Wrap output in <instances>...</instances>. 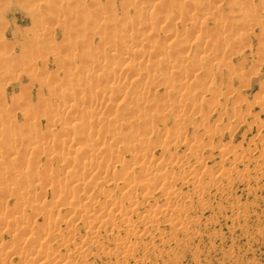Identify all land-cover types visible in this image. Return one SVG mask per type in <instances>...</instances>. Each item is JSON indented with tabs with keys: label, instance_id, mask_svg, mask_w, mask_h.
<instances>
[{
	"label": "bare ground",
	"instance_id": "6f19581e",
	"mask_svg": "<svg viewBox=\"0 0 264 264\" xmlns=\"http://www.w3.org/2000/svg\"><path fill=\"white\" fill-rule=\"evenodd\" d=\"M49 1L53 2L54 0H49ZM70 1L72 2V0H70ZM110 1L112 2V0H110ZM139 1H141V0H123V2H122V6H123L124 11H125L124 15H126V12L130 8V6H133L139 10V15H136V17H132L129 20H128V18H126V23L131 25L130 28L126 29L124 27L126 25V24H124L125 20L122 21V19H117V20L114 19L112 24H111L112 25V33L111 32L107 33L106 31L101 30L99 28L100 26L97 27L95 25L96 19L97 18L99 19L98 15H96V17L91 15V16H93V19L90 16L89 17L92 19V22L94 23L95 27L94 26L90 27L87 30L86 35L79 34L82 37H79V35H78V33H80V32L82 33V31L85 30L84 27H86V25H81V23H80V26H78L76 28L74 27V28H75V30H78V29H81V27H82L83 30L81 29L82 31L80 30V32L76 33V35L74 34L75 32L73 34H71L73 36L75 35L74 37L73 36L71 37L70 33H67L69 36L68 37L69 41H70V38H71V41H72V39H74V41L72 42V45L74 44V46H76L75 41H78L79 39L81 41V38L85 37V40L87 38L89 39V40L87 39L88 41L86 40V43L81 41L82 46L85 49H83V48L77 49V47H73V46L71 47V43L69 44L70 45V51H72L73 53H76V54L78 53L80 55V53L85 52V53L80 55L82 57V60L86 59L90 49H93V51H94V49H96V51H97V52L95 51V54L93 52V56L96 55L95 60L91 59L90 56L88 55L87 59L82 61V66H83L82 70H84L83 73H87V72H85V68H84L85 65H83L84 61H85L84 64L88 63V65L90 64V66L94 65L93 67H91V68H93V70H95V69L100 70V67L95 68L96 65L97 66L100 65V66H103V68H105L104 62H106V58H107L106 55H108L111 60L118 61L119 63H121V65H122V63L123 64L128 63V65H126V67H125L126 72H125V70H124V72H121V71H119V69L117 70L119 72H116L115 70L111 69L112 71H109L105 75H104V71L101 73L98 72L97 74L91 73L90 75H87V77L84 76V77H86V78H84L85 79V85H83L84 79H82V81H80L79 83L76 84L73 80L76 79L77 76L81 75L80 73H82V70H81L82 67H80L78 64H77L78 66H76V63L73 62L75 59L70 61L72 58L71 59L69 58L70 60H68L66 58L67 61L73 62L74 63L73 65H75L74 67H76V68H74L72 71L71 67L73 65L70 66L66 62V65L68 67L70 66V68H68L69 70L67 71L68 74H69L70 70L72 72L70 71L71 72L70 75H65V78H68V76H70V78H72V79H69L68 82L70 83V81H71V83L73 82L76 85L73 84L74 86H72V87L70 86L69 88L63 87L64 89L66 88L65 90L68 89L67 91H64L65 94H63V92H62L64 89L59 88L61 90V92L57 91L58 89L56 90V88L58 86L56 87L55 85H51V83H47L44 80L43 81L40 80V77H41L40 73H42V72H40L37 76H33V79L31 78L32 81L39 82L40 88L46 87L47 91L51 92L52 95L55 92V96L56 95L59 96L57 98L59 100H57L55 103L50 102L49 104H47L49 100H47V97H45L42 94V96H40L39 100L41 101V104L42 103L43 104H42V106L41 105L40 106L43 108L44 103H46L47 108H49V110L51 112H53V115L47 108H46V111H44V112L39 109V113L41 111L40 115L41 114L43 116L49 115L48 117H50V115H52L50 119L47 118V116H46L47 127H45V129L48 130V128H53L56 125H60L59 127L61 130H59L57 128L59 130L58 132H56L57 138L56 139L48 138L49 140L47 141V139L44 138L45 136L43 137V132L40 133L39 129L37 131L36 130L37 128L36 129L32 128L33 123H31V122L39 121L37 119V116H39V114L37 115V113H36L38 106L36 108L33 106V109H32L31 107L33 104H31V105L29 104L30 106L29 105L27 106L24 103V105H26L27 107L25 106L26 108L25 107L22 108L23 103L21 104V108L26 109L23 111V115L25 117L24 120L26 121V124L27 123L30 124V127L28 128L27 125H24V126H27V128L26 129L23 128V130H22L23 126L20 127L19 125H17V127L18 126L20 127L19 130L22 132V133H20V134L18 133V134H19V136H21V134H23L22 135L23 139L26 138L25 134H27L29 136V138L30 139L32 138L33 140L31 139L32 141H29V139H27L28 138L27 137L26 139L29 141V142H27V145L21 143V140L18 139L19 136H17V134H16L18 129L15 130V128H14V130L16 131L14 133V135L16 134L15 136H17V139L22 144L20 146L24 145L23 149L22 150L20 148L14 149V147H16V144L13 143L14 141H11L12 143L10 145V146L15 145V146H13V149H14L13 151H8L7 153H3L2 150L0 149V151H1L0 156L1 157L4 156V158L8 157V160H7L8 162L5 161V159L3 158L4 161L9 163V164H12L11 167L5 171L6 173L0 174V180H2V179L4 180L3 184H5V180H8L9 182H11V184L8 182L9 184L5 185V187L2 186V188H5V190L2 188H0V189L3 190L5 192L4 194H6V195H12L14 193H15L14 196L17 195V197H15V198H17V201L15 202V200H14L15 203L13 202L14 205L11 207L6 206L7 208H4L3 211H1V209H2L1 206H2L3 202L0 203V264H12V261L10 263H9V261L13 257H16L15 260H19L18 262H20V263L25 262L28 264H87L88 254H89V252H92V251L102 253L104 255L109 256L110 258H111V256H113V257H115V259H123L122 261H124V263L126 262L127 264H136V263H138L139 260L143 259V258H141L142 254H141L140 258H138L139 255L136 257V254L138 252H140L142 249L147 248L148 243L144 240L145 243L143 242L144 244H141L140 241L143 239H141V240L136 239L134 241L133 238H140L141 236H146V235L149 239L160 238V237H162L161 236L162 234L166 233V232H163L164 228H166V227L169 228V230H173V231H177V230H179V231L183 230L184 231L190 222L189 220L191 217L188 216V211H189L190 206L192 205V202L194 200L200 202L199 200L201 199V195L203 193L207 192L206 190H208L210 187H212L216 183L218 184V182L205 183L206 181L204 182L203 180L200 179V177H199L200 175L213 177L216 174L215 172H217V175L220 177V178H218L219 180L225 179V180H227V182H229V179H230L229 177L231 175H226V174H229V173H227L228 170L226 171V168H223V167L218 168V166H217L216 170L215 169L211 170L210 168H207V166L205 165V161H204L205 159L201 155L197 156L201 152V150L203 149L202 147H204L206 145L205 143L203 144L202 141H199L198 137H200L201 134L206 135V136L209 134L211 135L212 129H213L212 127H214V126L209 125L210 129L212 128L211 130L208 128L207 116H208L209 112L207 114H204L206 111L204 112L202 110L204 112V113H202L200 111L201 109L199 110V107L201 108L202 106L199 105V102L197 103V101L195 100L196 98L193 99V97L190 95L192 97L191 98L189 96V94L187 93V89H185L186 93H185V91H181V90H182V88H185V87H192L191 85L189 86L188 83H190L192 81V79L197 76V71H199V70L195 69L192 71L191 70L186 71V69H184V73H182L183 77H180L178 80H176L175 78H173L171 76L174 73L177 74V71H175V70H177V68H179V64L182 63L181 66H183V62H186L189 59L193 61V59L197 58L200 61L201 60H208L210 62L213 61V63L215 61L216 64H218L217 67H219V65L227 66L228 65L227 63L229 61V60L227 61V59H228L227 57H229L228 55L230 53L237 54L238 52H240L239 50H237L238 52L235 53V51H236V50H234L235 48L232 49V51H234V52H232L230 47L226 48V46H224V47L220 46V48H217L216 45L215 46L210 45L207 48V50L209 52L213 53V55L209 56V55L204 54V52H203L205 44L200 45L199 44L200 42H197V39L192 40V41H190V39L192 36H195V38H200V39L201 38L204 39L207 37L213 38L216 36L217 38L223 39L221 41H225L228 39V37H230L229 36L231 34L230 31H232V29L234 27L232 28V25H230L231 23L230 24L228 23V25L230 26L229 27L228 25H226L227 23L225 21H223L225 19L224 17H226L225 14H220V16L224 15V17H223L224 19L220 20V19H216L218 16L213 13L214 14L213 16L215 18V20H214L215 23H213V24H215L216 28L218 27V28L222 29V28H225L226 26L229 28L224 29L222 31L221 30L218 31V28H217L216 30L218 32L216 30H213V28H212V30L209 29V31H207L208 29L206 30L208 13H210L211 11L215 12L216 10H217V12L221 11V9H220L221 6L219 5L220 3L217 4V2H210V3L201 2V5H200V3H198V1H196L198 4H195L196 3L195 2L194 6H193V0H142V2H139ZM62 2H63V0H62ZM111 2H109V3H111ZM229 2L231 3L230 0H229ZM59 3H60V1H59ZM74 3H77L74 6V9L78 5H81L82 8H83V5L85 6V4L87 6L86 0H78V2H74ZM52 4H56V3L53 2ZM72 4H73V2H72ZM225 4H226V2H225ZM235 4H234V6H235ZM237 4H236V7H234V8L238 7ZM188 5H190V8ZM197 5H198V8H200L199 13L196 12V11H199V10H197L198 8L197 9L195 8V7H197ZM67 6H68V4H67ZM192 7H194L196 10L192 11V9H193ZM52 8L53 7L51 6V10H52ZM154 8H158V10H156L157 12L155 10H153ZM159 8H164V10L160 9L161 11H159ZM185 8H189L190 10H188V9L186 10ZM234 8L232 7V9H234ZM65 9L64 10H63V8L60 9V11L57 14L53 11L54 10L53 9L52 13H55L56 14L55 17H57L59 19L65 18L66 15H67L66 17L69 16L67 14L68 13L67 8H65ZM90 9H92V8H90ZM239 9L242 10V8H238V10ZM71 10L72 9L70 8V11ZM236 10L237 9L233 10V12ZM147 11H149L148 15L146 14ZM239 11H238V13H240ZM245 11H246V9H245ZM245 11H244V13H246ZM83 12H85V11H83ZM86 12H88V11H86ZM99 12L100 11H98V13ZM230 12H232V10ZM250 12H251V10H250ZM241 13H243V12H241ZM71 14H72V12H71ZM175 14H178L179 18L185 19V25H186V20L191 23V25L189 26L191 28V30L189 29L190 33L188 31V34H190L191 37L189 39L188 34L186 33L187 34L186 39H183V41L179 45L180 50L177 51L179 53H177L175 51L177 49L173 50V49L169 48V44L172 43V41L174 39H176L178 36L182 35L180 32L181 30H178L176 28L173 29V26H172V28L170 27V29H169L168 25L171 24V22L170 23L168 22L169 24L166 22L170 18L171 19H172V17L174 18ZM210 14H212V12ZM88 15H89V12H88ZM146 15L148 17H146ZM232 15L228 16V17L231 18ZM240 16H241V14H240ZM47 17H48V15L45 18H47ZM122 17H124V16L122 15ZM210 17L212 18V16H210ZM53 18H54V16H53ZM76 18L78 19V17H76ZM80 18L81 17H79V21L83 22L80 20ZM227 18H226V20H230ZM42 19H43V17H42ZM50 19H52V18H50ZM72 20H71V22H72ZM43 21L48 22V20H46V19H44ZM43 21H41V22H43ZM161 21L162 22L165 21L168 24V25H166L167 31L163 30L166 26L165 27L163 26L162 29L160 26H158L159 22H161ZM179 21L181 22V20H179ZM68 22H70V19ZM224 22H225V24H224ZM245 22H246V20H245ZM262 22H264V21H262ZM84 23H86V22H84ZM172 23H173V21H172ZM250 23H252V22L250 21ZM160 24H162V23H160ZM174 24H172V25H174ZM235 24L233 23V26ZM240 24H243V23H239L238 25H240ZM245 24L247 25V22ZM245 24H243V25L245 26ZM66 25L67 24H65L63 26H66ZM88 25H89V23H88ZM236 25H235L236 29H240V28H237ZM255 25H256V23H255ZM262 25H264V24H262ZM69 26H70V24H69ZM244 26H243V28H244ZM251 26L253 27L254 25H251ZM259 26H261V22L259 23ZM158 27H160L161 30L165 31L162 33V36H160V37H156L157 35H153V32H152L153 30L157 31ZM87 28L88 27H86V29ZM109 28H111V27H109ZM114 29H116V31L117 30H119V31L116 32V31H114ZM140 30H142V33L139 32ZM244 30H245V28H244ZM246 30L248 31V29H246ZM155 31H154V33H156ZM186 32H187V30H186ZM233 32L234 33H232V34L237 33L234 30H233ZM250 32H252V31L249 30V33ZM228 33H230V34H228ZM184 34H185V32H184ZM50 35H51V33H50ZM185 35H182L184 37L181 36V38H185ZM154 36H155V38H154ZM178 38H180V37H178ZM178 38H177V40H178ZM0 39H2V38H0ZM68 39H66V40H68ZM94 39L95 40L97 39L96 44H93V42L91 41ZM202 39H201V41H202ZM206 40H208V39H206ZM69 41H67V42H69ZM79 42H78V44H79ZM81 42H80V44H81ZM173 42L175 43V41H173ZM178 42H180V40L177 41V43ZM83 43H85L86 46ZM177 43H175V44H177ZM82 46H80V47H82ZM135 46H140V49H137V51H136L135 49H133V48H135ZM179 46H177L178 49H179ZM194 46H195L196 50H194L195 52L191 56L190 50ZM231 47H232V45H231ZM259 48L256 51H262L263 52V50H262L263 47H262V49L261 48L259 49ZM236 49H239V48L236 47ZM98 50L100 52H101V50H103V52L100 53ZM51 51H53V50H51ZM33 52H35V51H33ZM58 53H59V51H58ZM58 53H56V54H58ZM91 53H92V50H91ZM258 53H260V52H258ZM53 54H55V53L53 52ZM56 54H55V57H56ZM194 55H195V58H194ZM74 56L78 57V55H74ZM156 56L164 57L161 59V61L163 62L164 66H166L167 68L170 69L169 71L167 70L169 73L166 72L167 75L165 77L162 76L166 80L164 84L162 83L164 81V80L162 81V78H160L161 83L158 81L159 79L157 80L158 83H157V81L154 82L153 80L152 81L148 80V75L150 73L152 74V77L150 79L159 76L158 75L160 73L159 72L160 69L158 70L159 67H156L157 65H154L155 63L153 64L152 61H151L152 63L147 62V61H149L150 58H153ZM37 57H38V55H37ZM41 57H42V55H41ZM71 57H73V56H71ZM77 57H75V58H77ZM31 58H33V56ZM78 58H80V57H78ZM54 59H56V58H54ZM79 61L81 62V60H78V62ZM136 61L138 63H139V61L141 63L146 61V63H142L143 66H136V65H134V63ZM44 62H46V61H44ZM92 62H96L95 63L96 65L94 63L91 64ZM109 62L111 63V61H109ZM113 62H115V61H113ZM194 64H196V62ZM33 65H32V67H33ZM197 66H199V65H197ZM5 67L2 68L0 71H2V72H8V70L10 71L9 68L6 69ZM9 67L11 68V65ZM77 67L78 68L80 67L79 68L80 71L77 69ZM160 68H162V67L160 66ZM231 68L233 69V67H231ZM61 69H62V67H61ZM232 69H230L229 72ZM86 70H88V69H86ZM106 70H107V68H106ZM108 70H110V69H108ZM233 71L235 72L236 70L234 69ZM93 72H95V71H93ZM36 74H37V72H36ZM2 75H4V74L2 73ZM71 75H73V76L71 77ZM8 76H9V78L11 77V75H8ZM27 76H29V75H27ZM214 77H216V76H214ZM212 78H211V81L213 79H215V78H213V79ZM11 79H12V77H11ZM55 80H56V78H55ZM55 80H53V81H55ZM60 82H63V81H60ZM100 83H105V87L102 90L99 88ZM156 83H157L158 87L161 86L162 84L164 85V86L162 85L164 87V91L162 92L163 95L160 93H156L157 95L158 94L162 95L161 96L162 100L160 98L161 101L159 100V95L157 96L158 98H156L160 102H155L154 101L155 99H153V101H152L151 99H149L148 94L145 95V97H144V94L149 89L151 90V87H153V88L157 87ZM214 83H215V81H214ZM94 84H96V87H98L97 90L94 89V87H95ZM126 84H128L127 87L133 86L134 88L132 87V88L122 90L123 88L126 87L125 86ZM139 84H141V86ZM92 85H93V87H92ZM138 85L140 87L135 88V86H138ZM54 86L56 87L55 89H54ZM65 86H68V85L66 84ZM106 87H107V89H106ZM230 88L231 87H229V89ZM55 90L60 94H56ZM230 91L232 92V95L234 96L235 101L240 104L242 99H239L237 93H236L237 94L236 95L234 91H232V90H230ZM235 91H236V89H235ZM160 92H161V90H160ZM229 92H226V94L227 93L229 94ZM151 93H153V92H151ZM200 93H202V92L200 91ZM197 94H199V93H197ZM228 94H227V96H228ZM150 95L151 94H149V96ZM153 95H154V93H153ZM209 95H210V93H209ZM218 95L219 96L222 95L221 97H223V94L220 95V93H219V94H217V97H218ZM146 96L148 97V99H146ZM163 96H165L167 98V100ZM173 96H176V97L180 96L181 99H179L180 98L179 97V98H175L176 100L178 99L177 101L175 100L176 102L171 101L172 100L171 97H173ZM197 96H199V95H197ZM227 96L225 95V97H223V98H226ZM215 97H216L215 94L214 95L212 94V96H210V97L206 96V94H205L202 97L200 96V98H201L200 100L203 101L204 103L206 102V104L208 102L213 104V102L214 103L218 102L215 100ZM54 98L56 99V97H54ZM75 99H77L79 101L78 106H80V107H78L77 105H76L77 107H74L73 103H75V101H74ZM163 99H165V100H163ZM117 100H121V101L125 102L124 103L125 108H123V109H126V110L123 111V113L125 112L124 115L122 114V111L121 112L118 111L119 109L122 110L121 108H118V110L115 108V109H113V111H111L112 108L110 109V107H108L109 105L111 106L112 104H115V102ZM210 100L211 101L214 100V101L211 102ZM106 102H108V104ZM242 102H243V100H242ZM246 102H248V101H246ZM254 103H256L259 110L264 113L263 99L258 98L254 101ZM46 104H45V106H46ZM239 104H237L238 108L240 107ZM103 105H104V107H103ZM216 105H218V104H216ZM116 106H117V104H116ZM246 106H248V109L250 108L249 104H247ZM250 106H251V104H250ZM210 107L211 106L209 105L208 108H210ZM212 107H211V110H212ZM238 108H236V107L233 108L232 114L230 116V118L232 117V120H234V119L235 120H244L243 118L245 117L244 114L246 113V111H245V113L240 112V110ZM34 109H35V114L33 113V115H31L33 117L30 119L29 114H30V112H33ZM64 109H65L64 114L59 115V113L61 114V112L64 111ZM188 109H190V111H188ZM226 109H227V107H226ZM30 110H33V111H30ZM47 110L50 112V114H46ZM108 110L112 112V115L109 117H107V115L110 114ZM184 110H187L188 112L187 111L185 112ZM213 111H216V114H218V115H224L226 113L227 114L229 113V111L226 112V110H222V109H220V110L216 109L215 110L214 107H213ZM250 112L246 113V114H248L249 116H252V121L254 122V120L256 121V119L258 121L257 117H259L258 116L259 113H257L258 115L255 113L257 115V116H255V115H253L254 113L252 114V112H251V114H250ZM230 113H231V111H230ZM143 114H148L147 116L149 117V119H147V120L150 122L146 121V125H147V126L145 125L146 128H145V126L143 127L141 124H140V126L143 127V131L145 130L144 132H146V133L148 132L147 130H152L151 132L155 131L156 137L153 136L155 139L151 137L152 133L150 135L149 134L147 135L146 133H143L141 130L140 131L131 130L132 129L131 127H130L131 129H129L128 127L131 126V124L130 125L128 124L129 126H127V124L125 122L126 120L130 121L129 119H131V118H132V120L140 118L141 116L143 118ZM130 116H131V118L128 119V117H130ZM8 117L10 118V116H8ZM8 117H5L6 121L8 120L7 122L13 123V125H15L14 122H16V119L14 121V118L8 119ZM82 117L87 118V119H84V121H83ZM170 117L172 118L173 123L170 125V127H166L164 120L166 122V119L169 118L168 120L170 121ZM90 118L92 120H90ZM249 119H251V117ZM1 121H2V119H1ZM6 121H5V123H7ZM12 121H14V122H12ZM29 121H30V123H29ZM195 121H198V123H199V124H197L198 126L194 124L197 127V129L200 127L199 125H201L202 133L199 131L200 135L197 137L192 134L194 136V138L192 137V139H191V137H189V135L188 136L185 135L186 136L185 137L183 134V129L186 130L185 126L188 127V125H186V124L189 122L196 123ZM216 121H218V120H216ZM252 121H250V122H252ZM262 121L263 120H260V122H258V123H262ZM133 122L135 124H137L138 121L137 122L133 121ZM159 122H162L163 127H164V128L161 127L162 128L161 131H160L161 128L157 129L159 126L158 125ZM5 123H2V124H5ZM35 123H38V122H35ZM143 123H145L144 120H143ZM17 124H18V122H17ZM135 124H134V127H135ZM183 124L185 125L184 128H183ZM0 125H1V123H0ZM5 125H6L5 128H7L8 125L7 124H5ZM5 125H3V126H5ZM191 125H193V124H191ZM217 126H219V125H217ZM250 126H251V124H250ZM12 127L13 126H11L10 128H12ZM1 128H2V126H1ZM10 128H9V132H10ZM136 128H137V126H136ZM136 128H134V129H136ZM140 129H141V127H140ZM218 129H220V126H219V128H216L214 130H217V132H219ZM1 130H0V133H1ZM5 130L6 131H4L5 132L4 135L8 131L7 129H5ZM192 130H194V129H192ZM214 130H213V132L216 133V131H214ZM221 131L222 130H220V132ZM12 132H14V131H12ZM38 132L40 133V135H42L41 137H43L44 139L43 138L41 140L39 139V134H38V136L36 135ZM44 132H46V131H44ZM47 132H49V131H47ZM194 132H196V130H194ZM194 132H191V133H194ZM51 133H52V131H51ZM191 133H190V136H191ZM10 134H11V132H10ZM10 134H8L9 136H6V138L8 137V140H10ZM54 134H55V132H54ZM14 135L11 134V138H12V136L14 137ZM35 136L37 138H35ZM0 137H1V135H0ZM187 137H189V138H187ZM12 139L17 141V139H14V138H12ZM261 141H262V144L264 145V135H263V137H261ZM58 143H59V145L60 144L63 145L66 143V145H68L70 150L73 151L74 155H71L72 153L71 154L68 153L69 155H67V152L63 153V151H58L59 149H56L57 147L55 148V145ZM108 143L109 144L112 143L113 144L112 146L116 145L117 146V148H115L116 150H114V149L111 150V148L109 149L110 145L108 146L107 145ZM17 145L19 146V143ZM170 146H174L176 148L182 147L183 149L181 151H184V152L182 153V155L176 156L174 154L175 152L173 154L168 152L169 151L168 148H170ZM225 146H222V148L219 150L218 154L220 155V157L222 159L230 161V163L232 165L233 164H240L242 162L241 155L234 153L231 149L230 150L228 149L229 147L226 148ZM58 147H60V146H58ZM157 147L161 148V150H160L161 152H160V154H158V156L154 155V150ZM42 148H43L42 151H44L43 153L45 155L46 160L44 159L45 162L40 164V161L36 160L35 155L33 156V153H34V151H41ZM45 148H46V150H45ZM8 149H10V148H8ZM62 149H63V147H61L60 150H62ZM235 149H237V148H235ZM6 150H7V148H6ZM126 153L129 154V156H130L129 158H127L128 160H126V158L124 157V155ZM25 155H27V157ZM24 156H25V160H23ZM191 157H196V161L194 164L186 167L185 163ZM19 158L21 160H18ZM3 159L0 158V166L4 165ZM52 160H56V161L61 162L62 167H60V169L61 170L63 169L65 171V173L67 174L66 176H64V178L61 176L59 177V175L57 173L58 170H60V169L55 171L52 168H48L46 166V165H49L47 162L52 161ZM7 163H6V167H7ZM17 163H18V165H17ZM13 164H16V165L13 166ZM39 164L41 166H39ZM232 167H234V166H232ZM3 169H4V167L2 168V170ZM64 171H63V173H64ZM0 172H1V167H0ZM2 172H4V171H2ZM42 178L44 181L43 183L41 181L39 182V180ZM231 181H233V180H230V182ZM227 182H226V184H227ZM1 183H2V181H1ZM184 184H186V185L190 184L192 186V190L191 191L186 190L187 192L182 191L181 187ZM45 185H47V187L51 190V197H52V198L50 197L51 201L49 200L50 205L48 206V208H47V205H46V207H44V205H41L40 202H39L40 206L36 205L37 203L33 204V201H31L32 203H28L29 199H33L35 201V200L41 199L42 197L44 198V190L43 189L38 190L36 188H42V186H45ZM110 185H113V189L112 188L108 189V186H110ZM3 191H0V194ZM4 194L2 193L1 196ZM1 196H0V198H2ZM158 198H160V200L163 199L164 202L162 204L158 203L157 202ZM46 200L44 198V200H43V201H45L44 203H46L48 201V200L47 201ZM1 201H4V200L1 199L0 202ZM85 204H86V207H87V204H88V206H90L89 210L86 209ZM45 208L49 210L47 222L44 221L43 223H40V224L36 223L37 220L36 221L33 220L36 217V216L34 217V215H37L41 211L46 210ZM57 208L58 209L59 208L65 209L64 218H61L60 215H58L59 213L55 212L57 210ZM27 209L31 210L30 214H28L29 212H26ZM191 210H193V209H191ZM17 213H20V215H16ZM25 214H28V217ZM77 223H80L81 226H83V228H85L84 234L83 235L80 234L81 236H79V237H77V235L75 234L78 232L77 231L78 229L76 230V227H77L76 224ZM117 228L123 229L125 232V235L119 236L118 235L119 233L117 235H116V233L114 234V231ZM118 231H120V230L118 229ZM4 233L7 234V236L6 235L4 236ZM148 238H147V240H148ZM152 241L153 240H151V242ZM159 241H160V239H159ZM111 243L114 245V247L112 249L113 251H110V250L108 251L107 250L108 245ZM169 251H171V250H169ZM142 252H143V255L145 258L146 257L145 250H142ZM149 255H151V254H149ZM88 264H89V262H88Z\"/></svg>",
	"mask_w": 264,
	"mask_h": 264
},
{
	"label": "rangeland",
	"instance_id": "374dc122",
	"mask_svg": "<svg viewBox=\"0 0 264 264\" xmlns=\"http://www.w3.org/2000/svg\"><path fill=\"white\" fill-rule=\"evenodd\" d=\"M59 1H60V3H59ZM196 1H198V3H200V5H201V2H207V3L217 2V4L220 3L219 5L221 6V8H220L221 13L219 11L217 12V10L215 12L211 11L212 14H210L211 12L208 13V19H207V23H206L207 24L206 30L208 29L207 31H209V29L212 30V28H213V30H216L218 28V27L216 28L215 24H213V23H215L214 22L215 18L213 15L216 14L219 17L218 18L216 16L217 17L216 19L223 20L225 18L223 21H225L227 23L226 25H228V23L229 24L231 23L230 25H232V28L233 27L235 28V29L233 28L232 31H230L231 34L234 33L233 30L236 31L237 33L235 32L236 34H232V35L230 33H228V34H230L229 35L230 37L227 36L228 39L225 41H221L223 39L217 38L216 36L213 38L212 37H207L204 39L201 38L202 39V41H201L200 38H195V36L191 37L190 34H188V31L190 33V30H191V28L189 27L191 25V23L186 20V25H185V19L179 18L178 14H175L176 16L174 15V18L172 17V19L170 18L168 21H166L167 23L171 22V24L168 23L169 24L168 25L165 21H163V22L161 21V22H159L158 26H160L161 29L163 28V26L165 27L166 25L169 26V29H170V27L172 28V26H173V29L176 28L178 30H181L180 32L182 35H185L187 33L188 38L190 39V37H191L190 41L197 39V42H200L199 43L200 45L205 44L203 52H204V54L209 55V56L213 55V53H211L207 50V48L210 45H212V46L216 45L217 48H220V46L221 47L226 46V48L230 47L231 51H232V49L235 48L234 49V50H236L235 53L238 52L237 50L240 51V52H238L239 54L238 53L237 54L230 53L228 55L229 57H227L228 58L227 61L228 60L229 61L227 63L228 64L227 66L219 65V67H217L218 64H216L215 61L213 63V61L210 62L208 60H201L200 61L197 58L193 59V61L189 59L186 62H183V66H181L182 63L179 64V68H177V70H175V71H177V74L174 73L171 76V77L175 78L176 80H178L180 77H183L182 73H184V69H186V71H188V70L192 71L195 69L199 70V71H197V76L195 78H193L190 83H188L189 86L191 85L192 87L182 88L181 91H185V93H186L185 89H187V93L189 94V96L191 95L193 97V99L196 98L195 100L197 101V103L199 102V105L202 106L201 108L199 107V110L201 109L200 111L202 113H204L206 111L204 114H207L209 112L208 116L206 115L207 116V123H208L207 125H208L209 129H210L209 125L214 126V127H212L213 129L211 128L212 129L211 135L210 134L207 136L202 135V134L200 135V132L202 133L201 125H199L200 129L199 128L197 129V127L195 125H197L199 123H198V121H195L196 123H193L194 122L193 121L192 123L189 122L186 124V125H188V127L183 124V128H184V126L186 127V130L183 129V134H184V136L189 135V137H191V139H192V137L194 138V136L197 137L200 135V137H198L199 141H202L203 144L205 143L206 145L204 147H202L203 149L201 150V152L197 156L201 155L205 159L204 161H205V165L207 166V168H210L211 170H214V169L216 170L217 166H218V168L223 167V168H226V171L228 170L227 173H229V174H226V175H231V176L229 177L230 179L228 178L229 182H227V180H225V179L219 180L218 178H220V177L217 175V172H215L216 174L214 173L215 175L213 174L214 175L213 177L200 175L199 176L200 179L203 180L204 182L206 181L205 183L218 182V184L216 183L215 185H213L212 187L209 188L210 190L209 189L206 190L207 192H205L201 195V199L199 200L200 202H198L196 200H194L192 202V205L190 206L189 211H188V216L191 217L189 220L190 222L184 231L183 230L173 231V230H169V228L166 227V228H164L165 231L163 230V232H166V233L162 234L161 235L162 237H160V238L149 239L147 237V235L141 236L140 238H133L134 241L136 239L137 240L143 239L140 241L141 244L145 243L144 240L148 243V245H147L148 247L145 249H142V250H145L146 257L144 258L142 250L140 252H138L136 254V257L139 255L138 258H140L141 254H142L141 258H143V259L139 260L138 263H136V264H264V161H263L264 160L263 159L264 158V145L262 144V141H261V137H263V135H264V113L261 112L259 110L257 104L254 103V101L258 98L263 99V103H264V25H262V24H264V22H262V21H264V0H230L231 3L229 2V0H207V1L206 0H193V6H194V3ZM53 2L56 4H52ZM53 2L49 1V0H46V1L45 0H0V38H2V39H0V43H1L0 44V65H1L0 70L2 68H4L5 66H6L5 67L6 69H8V68L10 69V71L8 70V72L0 71V74H1L0 75V121L2 119V121L0 122L1 123L0 130L2 129L1 133H0V135L2 137V138L0 137V139H1L0 143L2 142L0 144L1 145L0 149L2 150L3 153H7L8 151H13L16 148L17 149L20 148L22 150L24 145L20 146V145H22L21 143L27 145V142L33 140L32 138H31L32 139L31 140L29 138V136L25 133L24 134H25L26 138L28 137L27 139H29V141L26 138L23 139V137H22L23 134H21V136H19V134L22 133L19 130L20 127L23 126L22 130H23V128L26 129L27 126H28V128L30 127V124H28V123L26 124V121L24 120L25 117L23 115V111L26 109H22V108H24L26 105L28 106L29 104L30 105L33 104L31 107L32 109H33V106L35 108L38 106L37 107L38 111L36 110V113H37V115L39 114V116H37V119L39 121H35L38 123L31 122V123H33L32 128H34V129L37 128L36 129L37 131L39 129L40 133L43 132V137L45 136L44 138L47 139V141L49 140L48 138L56 139L57 138L56 132L61 130L59 127L60 125H56L55 126L56 128L53 127V128H48V130L45 129V127H47V124H46L47 118L50 119L51 116L53 115V112H51L49 110V108H47V104H49L50 102L55 103L57 100H59V99H57L59 96L58 95L55 96V92L52 95L51 92L47 91L46 87L40 88L39 82L31 80V78L33 79V76H37L40 72H42V73H40V75L42 77V78L40 77V80H42V81L44 80L47 83H51V85H55L56 87L58 86L57 88L54 86V89L56 88V90L58 89L57 91L61 92V90L59 88L64 89L63 87H66V88L67 87L69 88L70 86L72 87V86L76 85L77 83H79L80 81H82V79L86 78L87 75H90L91 73L97 74L98 72L101 73L104 71V75H105L109 71H112V70H115L116 72H119V71L124 72L126 65H128V63H126V64L122 63V65H121V63H119L116 60H111L109 58V56L106 55V57H107L106 62H104L105 68H103V66H100V65L97 66L95 64L96 62H92L91 64L94 63L96 65L95 68L100 67V70L99 69L93 70V68H91V67H93L94 65L90 66V64L88 65V63L84 64L85 63V61H84L83 65L86 66V67L84 66V68H85V72H87V73H83L84 70H82L83 69L82 61L86 60L88 55L90 56L91 59L95 60L96 55L93 56V52L95 54L96 49H94V51H93V49H90L87 57L85 56L86 59L82 60V57L80 55L85 53V52L80 53V55L78 53L77 54L73 53L72 51H70V45L69 44L71 43V47L73 46V47H77V49L78 48L82 49L83 46H82L81 41L86 43V40L88 38L86 37L87 39L85 40V37L83 36L84 38H81V41H80V39L78 41H75L76 46H74V44L72 45V42L74 41V39H72V41H71V38H70V41H69V39H68L69 36L67 33H70V35H71L75 32L74 34L76 35V33L80 32L81 29L83 30L82 27H81V29L77 28L79 31L75 30V28L80 26V23H81V25H86V27H88V28L86 29V27H84L85 30H83V31L81 30L82 33L80 32V33H78V35L79 34L86 35L87 30L90 27L94 26L92 19H93V16L96 17V15H98L99 19L98 18L96 19L95 25L97 27L100 26L99 28L103 31H106L107 33H110V32L112 33V25L111 24H112L114 19L115 20L122 19V21L125 20L124 24H126V25L124 27L126 29L130 28L131 25L126 23V18H128V20H129L132 17H136V15H139V10L137 8L130 6V8L126 12V15H127L126 16V15H124L125 11H124V8L122 6L123 0H112V2L110 0H86L87 6L85 4V6L83 5V8H82L81 5H78L77 7H75V9H74V6L77 3H74V2H78V0H72L74 5L72 4V2L70 0H66V1L63 0V2H62V0H54ZM109 2H111V3H109ZM139 2H142V0ZM225 2H226V4H225ZM198 3L196 2L195 4H198ZM235 3L236 4L238 3L237 8H234V7H236ZM67 4L69 7L67 6ZM234 4H235V6H234ZM51 6L53 7L52 10L54 9L53 11L56 14L60 11V9L63 8V10H64L65 8H67V11H68L67 14L69 16L66 17L67 16L66 15L65 18H60V19L55 17L56 14L52 13L53 11L51 10ZM188 6L190 8V5H188ZM232 7L234 9H232ZM70 8L72 9L71 11H70ZM90 8H92L93 10ZM189 8H185V9L190 10ZM192 8H193L192 11H195L198 8V5H197V7H195L196 9L194 7H192ZM238 8H242V10L239 9L240 10L239 11ZM244 8L246 9V11ZM160 9L164 10V8H159V11H161ZM199 9L200 8H198L197 10H199ZM235 9H237L240 13H238L237 10H236L237 12L236 11L233 12V10H235ZM97 10L100 11L101 13L100 12L98 13ZM153 10L156 11V10H158V8H154ZM231 10H232V12H230ZM250 10H251V12H250ZM83 11H85V12H83ZM86 11L89 12V15H88V12H86ZM244 11L246 13H244ZM71 12H72V14H71ZM196 12L199 13L200 10L196 11ZM241 12H243V13H241ZM148 13H149V11L146 12L147 15H148ZM220 14H225L226 17H224V15L220 16ZM240 14H241V16H240ZM47 15H48V17L45 18ZM91 15H93V16H91ZM122 15L124 17H122ZM147 15H146V17H148ZM231 15H232L231 18L228 17ZM41 16L43 17V19ZM53 16H54V18H53ZM210 16H212V18ZM76 17H78V19ZM79 17L82 18V19L80 18V20L83 22L79 21ZM50 18H52V19H50ZM226 18L230 19V20H226ZM44 19L48 20L49 23L46 21H43ZM69 19H70V22H68ZM40 20L43 21L44 23L41 22ZM71 20H72V22H71ZM179 20H181V22ZM245 20L247 22V25L245 24L246 23ZM172 21H173V23H172ZM250 21L253 24L250 23ZM259 21L261 22V26H259V23H260ZM84 22H86V23H84ZM225 22H224V24H225ZM88 23H89V25H88ZM160 23H162L163 25ZM233 23L234 24L235 23L236 24L237 23L238 24L243 23V24H245V26L243 24H240V25L235 24L237 26V28H240V29H236L235 25L233 26ZM255 23H256V25H255ZM65 24H67V25L63 26ZM69 24L71 27L69 26ZM172 24H174V25H172ZM242 25L244 26L245 30H244ZM251 25H254V26L252 27ZM109 27H111V28H109ZM160 27L157 28V31L151 30L153 32V35H157L156 37L162 36V33L165 32L163 30H166V28H167V26H166L163 30H161ZM229 27L226 26L225 28H222V29L218 28V31L228 29ZM246 29H248V31ZM186 30H187V32H186ZM249 30L252 32L249 33ZM114 31H116V29H114ZM117 31H119V30H117ZM154 31L157 34L154 33ZM139 32L142 33V30H140ZM184 32H185V34H184ZM50 33H51V35H50ZM187 34L185 35V38H181V36H182L181 35V36H178L180 38L177 37L178 40H177V38L174 39L173 41H175V43H177V41H179V40H180V42L175 44L172 41V43L169 44V48H171L173 50L177 49V50H175L176 52L179 51L180 50L179 45L183 41V39H186ZM81 35H79V37H82ZM72 36L73 35H71V37ZM182 37H184V36H182ZM154 38H155V36H154ZM66 39H68V40H66ZM206 39H208V40H206ZM67 41H69V42H67ZM79 41L81 42V44ZM91 41L93 42V44H96L97 39L96 40L94 39ZM78 42L80 45L78 44ZM85 43H83V44H85ZM231 45H232V47H231ZM80 46H82V47H80ZM85 46H86V44H85ZM177 46H179V49L177 48ZM258 46L261 49L263 47V49H262L263 52L262 51H256L259 48ZM236 47H238L239 49H236ZM83 49H85V48H83ZM133 49H135L137 51V49H140V46H135V48H133ZM51 50H53V51H51ZM91 50H92V53H91ZM194 50H196L195 46L190 50L191 56L195 52ZM33 51H35V52H33ZM58 51H59V53H58ZM53 52L55 54L58 53V54H56V57H55V54H53ZM101 52H103V50H101ZM232 52H234V51H232ZM258 52H260V53H258ZM177 53H179V52H177ZM37 55H38V57H37ZM41 55H42V57H41ZM74 55H78V57H80V58H78L77 56H74ZM32 56H33V58H31ZM71 56H73L74 58ZM53 57L56 59H54ZM75 57H77L78 59ZM66 58L68 60H70L72 58L70 61L75 59L73 62L76 63V66L79 65L80 67H82L81 68L82 73H80L81 75L77 76L76 79L73 80L76 84L73 82L71 83V81H70V83L68 82L69 79H72V78H70V76H68V78H65V75H70V73L73 71V69L76 68V67H74L75 65H73L74 63L67 61ZM162 58H164V57L156 56V57L150 58L149 61H147L150 63L153 62V64L155 63L154 65H157L156 67H159L158 70L160 69L159 72L161 74L163 73L162 75L159 73L158 74L159 76L154 77L152 79H150L152 77V74L150 73L148 75V80H150V81L153 80L155 82L159 79L158 81L161 83L160 78H162V81L164 80L162 83L163 84L165 83L166 80L163 77H165L167 75V73H169L168 71L170 69L167 68L166 66H164L163 62L161 61ZM194 58H195V55H194ZM43 60L46 62H44ZM78 60H81V62L80 61L78 62ZM109 61H111V63ZM113 61H115V62H113ZM66 62L70 66L73 65L71 67L72 71L70 70L71 72L69 71V74L67 71L69 70L68 68H70V66L68 67L66 65ZM195 62L199 66L194 64ZM142 63H146V61L142 62ZM142 63L140 61H139V63L136 61L134 63V65L143 66ZM10 65H11L12 69L9 67ZM32 65H33V67H32ZM160 66L162 68H160ZM230 66L233 67V69ZM61 67H62V69H61ZM79 68L77 67V69L80 71ZM106 68H107V70H106ZM229 68L232 69L230 72H229V70H230ZM86 69H88V70H86ZM108 69H110V70H108ZM118 69H119V71H117ZM234 69L236 70L235 72L233 71ZM35 71L37 72V74ZM93 71H95V72H93ZM1 72L4 75H2ZM125 72H126V70H125ZM8 75H11L12 79H11V77L9 78ZM27 75H29V76H27ZM72 76L73 75H71V77ZM84 76H86V77H84ZM211 76L215 79H213ZM214 76H216V77H214ZM55 78H56V80H55ZM211 78L215 81V83L213 80L211 81ZM53 80H55V81H53ZM60 81H63V82H60ZM158 81H157V83H158ZM157 83H156L157 87L156 86H155L156 88L151 87L152 91L149 89L144 94V97H145V95L148 94L149 99H151L152 101H153V99H155L154 100L155 102H160L162 100L161 96L163 95L162 92L164 91V87H163L164 85L162 84L163 86L161 85L158 87ZM66 84L68 86H65ZM83 85H85V79L83 80ZM94 85H95L94 89L97 90L98 87H96V84H94ZM99 85H100L99 88L101 90L105 87V83H100ZM127 85L128 84H126L125 85L126 87L124 86L125 88H123L122 90L133 87V86L127 87ZM139 85L141 86V84H139ZM139 85L135 86V88L140 87ZM92 87H93V85H92ZM229 87H231V88L229 89ZM65 89L62 91L63 94H65L64 91L68 90V89L67 90H65ZM106 89H107V87H106ZM235 89H236V91H235ZM160 90H161V92H160ZM230 90L234 91L235 94L237 93L239 99L243 100V102L241 100V103H240L241 105L235 101L234 96L232 95V92ZM57 91H56V94H60ZM200 91L202 93H200ZM151 92H153L154 95ZM226 92H229V94L227 93L228 96H227ZM156 93L162 94V95L158 94L159 100L161 98L160 101L156 99V98H158L157 97L158 95ZM197 93H199V94H197ZM209 93H210V95H209ZM219 93H220V95L223 94V97H225V95L227 97L223 98V97H221L222 95L221 96L218 95V97H217V94H219ZM42 94L45 97H47V100H49L47 104L44 103L43 108L41 107L43 103L41 104V101L39 100V98H40V96H42ZM149 94H151V95L149 96ZM205 94H206V96H209V97L212 96V94L213 95L215 94V96H216L215 100L218 102L214 103L213 102L214 100H212V101L210 100L211 102H213V104H211L210 102H208L207 104H206V102L204 103L203 101L200 100L201 99L200 96L202 97ZM197 95H199V96H197ZM54 97H56V99ZM148 97L146 96V99H148ZM163 97H165V96H163ZM179 97L180 96H177V97L173 96V97H171V99H172L171 101H175L176 100L175 98H179ZM179 99H181V97ZM163 100H165V99H163ZM166 100H167V98H166ZM74 101H75V103H73L74 107H77L79 105L78 104L79 101L77 99H75ZM246 101H248V102H246ZM24 103L26 105H24ZM106 103L108 104V102H106ZM124 103H125L124 101L117 100L115 102V104H112L113 106L111 105L112 107L110 105L108 107H110V109L112 108L111 111H113V109H115V108L117 110H118V108H121L122 110L119 109L118 111H120V112L122 111V114L124 115L125 112L123 113V111L126 110V109H123V108H125ZM21 104L23 105L22 108H21ZM45 104H46V106H45ZM116 104L118 107L116 106ZM216 104H218V105H216ZM237 104H239V106H240L239 108H238ZM245 104L246 105L249 104L250 108L248 109V106H246ZM250 104H251V106H250ZM207 105L208 106L210 105L211 107L213 106L215 108V110L216 109L217 110L222 109V110H226V112L229 111V113L228 114L226 113L227 115L226 114L218 115V114H216V111H213V107L211 110V107L208 108ZM225 106L227 107V109ZM78 107H80V106H78ZM103 107H104V105H103ZM235 107L238 108L240 110V112L245 113V111H246V113H249L251 111L252 114L254 113L253 115H255V116H257L258 115L257 113H259V115H258L259 117H257L258 121L256 119V121L254 120V122H253L252 116H249L246 113L244 114V116H245L243 118L244 120H235V119L232 120V117L230 118V116L232 114L233 108H235ZM46 108L52 113V115H50V117H48L49 115L48 116L44 115L45 116L44 117L41 114L44 117L43 118L40 115L41 111L39 113V109L44 112V111H46ZM65 109H64V111L61 112V114L59 113V115H63L65 112ZM48 110H47L46 114H50V112ZM30 111H33V110H30ZM111 111H109L110 114H108L107 117L112 115ZM184 111L186 112L187 110H184ZM188 111H190V109H188ZM230 111H231V113H230ZM251 112H250V114H251ZM33 113L35 114V109L33 112H30V114H29L30 119L33 117V116H31V115H33ZM147 115L148 114H143V118L141 116L140 118H137L134 120H132V118L130 116V117H128V119L131 118V119H129L130 121L126 120L125 122H126L127 126H129L131 124V126L128 127L129 129L132 128L131 130H138V131L141 130L143 133H146V132H144L145 130L143 131V127L146 125V121L150 122L147 120V119H149V117ZM8 116H10V118H14V121L16 119V122L12 121L15 123V125H13V123L7 122L8 120L6 121L5 117H8ZM46 116H47V118H46ZM250 117H251V119H249ZM10 118L8 117V119H10ZM3 119L7 123H5V121ZM84 119H87V118L82 117L83 121H84ZM168 119H166V122L164 120L166 127H170V125L173 123L172 122L173 120L171 117H170V121ZM259 119L263 120L262 123H258V122H260ZM90 120H92V119L90 118ZM143 120L145 123H143ZM216 120H218V121H216ZM133 121H136V122L138 121V122H137V124H135ZM250 121H252V122H250ZM17 122H18V124H17ZM162 122H159V124H158L159 126L157 129H160L161 127L164 128ZM2 123L7 124L8 125L7 128H5L6 125L2 124ZM29 123H30V121H29ZM133 123L135 124V127H134ZM140 124L143 127L140 126ZM191 124H193V125H191ZM250 124H251V126H250ZM3 125H5V126H3ZM10 125L13 127L10 128L11 127ZM17 125H19L20 127L19 126L17 127ZM24 125H27V126H24ZM217 125L220 126V129H218L219 132H217V130H214L216 128H219V126H217ZM1 126H2V128H1ZM136 126H137V128H136ZM146 126H145V128H146ZM140 127H141V129H140ZM221 127L222 128L226 127V128L222 129ZM9 128H10V132L12 135H14V133L16 132L15 130L18 129L16 134H17V136H19L18 139L21 140V143L17 139V136H15L16 134L14 135V137L12 136V138L17 139L18 142L11 138ZM14 128H15V130H14ZM134 128H136V129H134ZM162 128L160 129V131L162 130ZM5 129H7L8 131L4 135V133H5L4 131H6ZM192 129L196 130V132H194V130H192ZM213 130L216 131V133L213 132ZM220 130H222V131L220 132ZM12 131H14V132H12ZM44 131H46V132H44ZM47 131H49V132H47ZM51 131H52V133H51ZM147 131H148L146 133L147 135L148 134L150 135L152 133L151 137L152 138L156 137L155 131H153V132H151L152 130H147ZM39 132L36 135L38 136V134H39V139L41 140L43 137H41L42 135H40ZM54 132H55V134H54ZM191 132H194V133H191ZM190 133H191V136H190ZM8 134H10V140H8V137L6 138V136H9ZM189 137H187V138H189ZM35 138H37V137L35 136ZM11 141H14L13 143L16 144V147H14V149H13V146H15V145L10 146L12 143ZM18 143H19V146L17 145ZM57 145L60 147H58ZM107 145L108 146L110 145L109 149L111 148V150H113V149L116 150L115 148H117L116 145L112 146L113 145L112 143H110V144L108 143ZM221 145L222 146L226 145L225 146L226 148L229 147L228 148L229 150L231 149L234 153L241 155L242 162L240 164H233L232 165L230 163V161L222 159L220 157V155L218 154L219 150L222 148ZM61 147H63L62 150H60ZM67 147H68V145H66V143L63 145H61V144L59 145V143L55 145V148L59 149L58 151H63V153L67 152V155H69L68 153H70V154L72 153L71 155H74L73 151H71L70 148L69 147L67 148ZM6 148H7V150H6ZM8 148H10V149H8ZM235 148H237V149H235ZM168 149H169V151H168L169 153L173 154L175 152L174 154L176 156L182 155V153L184 152V151H181L183 149L182 147L176 148L174 146H170V148H168ZM42 150H43V148L41 149V151H34V153L35 152L36 153L35 154L33 153V156L35 155L36 160L40 161V164H42L46 160L45 155L43 153L44 151H42ZM45 150H46V148H45ZM160 150H161V148L157 147L154 150V155L158 156V154H160V152H161ZM0 153H1V151H0ZM25 156L27 157V155H25ZM25 156H24L23 160H25ZM124 157L126 158V160H128L127 158H129L130 156H129V154L126 153L124 155ZM0 158L3 159L4 156L3 157L0 156ZM4 159H5V161H7L8 157H5ZM4 159H3L4 165L0 166L1 172L2 171H4V172H2V173L0 172V174L6 173L5 171L8 170L12 165V164L7 163L8 161L5 162ZM18 160H21V159L19 158ZM195 161H196V157H191L190 159H188L186 161L185 166L188 167L189 165L194 164ZM6 163H7V167H6ZM47 163L49 165H46V166L48 168H52L55 171L60 169V167H62L61 162L56 161V160L48 161ZM40 164H39V166H41ZM14 165H16V164H13V166ZM17 165H18V163H17ZM232 166H234V167H232ZM3 167H4V169L2 170ZM60 170H58L57 173H58L59 177L61 176L64 178V176H66L67 174L65 173V171L63 169L61 171ZM63 171H64V173H63ZM230 180H233V181L230 182ZM1 181H2V183H1ZM40 181L43 183L44 182L43 178L40 179L39 182ZM8 182H9L8 180H5V184H3L4 180L3 179L0 180V183H1L0 188H2V186L5 187V185H7L9 183L11 184V182H9V183ZM226 182H227V184H226ZM46 187H47V185L42 186V188H36V189H38V190L43 189L44 190V198H45V200L47 199L48 201L47 200L46 201L49 203L51 201L50 199L52 198L51 197V190L48 187L47 188ZM110 188L113 189V185L108 186V189H110ZM2 189L5 190V188H2ZM181 189L184 192L191 191L192 186L190 184H187V185L184 184L181 187ZM0 191H3V190L0 189ZM2 193L4 194L5 192L3 191V192H1V194ZM1 194H0V196H1ZM4 195L1 196L2 198H0V200L1 199L4 200V201L0 202V203L3 202L2 206H1V208H2L1 211H3L4 208L13 206L14 203L17 201V198H15V197H17V195L14 196L15 193L12 195H6V194H4ZM44 198L42 197L41 199L35 200V201L33 199H29L28 203H32L31 201H33V204L37 203L36 205L40 206V203H41V205H44V207H46V205H47V208H48L50 203L49 204L47 202L44 203L45 202V201H43ZM14 200H15V202H14ZM162 200L163 199L160 200V198H158L157 202L162 204L164 202V200L163 201ZM85 207H86V204H85ZM86 209H88V210L90 209V206H88V204H87ZM191 209H193V210H191ZM48 211L49 210L46 209L44 211H41L39 214L34 215V217L35 216L36 217L33 220H35V221L37 220L36 223H38V224L43 223L44 221L47 222L48 213H49ZM26 212H29L28 214H30L31 210L27 209ZM55 212L59 213L58 215H60L61 218H64V216H65L64 215V213H65L64 208H61V209L57 208V210ZM28 214H25V215L28 217ZM16 215H20V213H17ZM76 225H77L76 230L78 229L77 231L79 233L76 231L77 233H75V234L77 235V237H79V236L84 234L85 228H83V226H81L80 223H77ZM118 229L120 231H118ZM115 233H116V235L119 233L118 234L119 236L125 235L124 230L121 228H117L114 231V234ZM5 235L7 236V234L4 233V236ZM147 238H148V240H147ZM159 239H160V241H159ZM151 240H153V241L151 242ZM113 247H114V245L111 243L108 245L107 250L113 251L112 250ZM169 250H171V251H169ZM149 254H151V255H149ZM15 259H16V257L11 258L9 263L12 261V264H19L20 263V262H18L19 260H15ZM114 259H115V257H113V256H111V258H110L107 255H104V254L98 253V252H94V251L89 252L88 257H87L89 264H127L126 262L124 263V261H122L123 259H115V260ZM88 262H87V264H88ZM20 264H28V263H25V262L22 263L21 262Z\"/></svg>",
	"mask_w": 264,
	"mask_h": 264
}]
</instances>
